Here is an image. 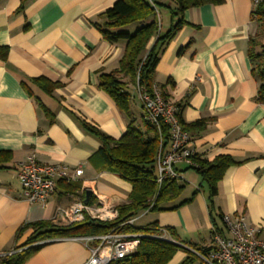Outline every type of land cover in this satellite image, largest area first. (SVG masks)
Returning a JSON list of instances; mask_svg holds the SVG:
<instances>
[{
    "label": "crops",
    "instance_id": "1",
    "mask_svg": "<svg viewBox=\"0 0 264 264\" xmlns=\"http://www.w3.org/2000/svg\"><path fill=\"white\" fill-rule=\"evenodd\" d=\"M115 1L25 0L24 11L17 12L21 0H0V46L9 47L7 60L0 58V151L10 152L0 166V252L29 239L33 228L18 237L25 223L52 222L56 208L82 199L83 190L85 195L92 191L93 204L103 201L118 207L129 202L132 184L99 169L95 153L101 142L81 123L85 119L113 138L121 137L132 119L145 130L144 111L131 82V117L99 87L98 71L118 68L126 43L104 39L90 21ZM252 10L253 0H225L186 10L190 24L167 44L156 68V82L182 109L184 120L207 119L205 127L189 133L196 153L208 160L229 154L240 162L230 166L218 183L214 217L205 182L182 198L187 185L181 181L185 188L176 202L193 196L191 201L172 210L141 211L134 217L135 225L150 214L148 224L158 221L162 227H174L183 241L211 248L213 218L224 226L217 213H239L260 226L264 238V103L257 100L260 80L248 52L249 38L259 33ZM190 40L191 46L179 54ZM39 76L63 85L49 95L30 81V90L21 82ZM39 101L54 112V123ZM31 154L41 162L81 165L83 174L75 181L82 189L70 192L68 182L58 179L46 204L29 202L22 193L18 168ZM179 169L182 180L190 182L187 174L194 169L184 165ZM39 241L21 248L29 253L23 264H82L90 256L86 244L75 237L35 244ZM185 256L178 250L167 264H179Z\"/></svg>",
    "mask_w": 264,
    "mask_h": 264
},
{
    "label": "trees",
    "instance_id": "2",
    "mask_svg": "<svg viewBox=\"0 0 264 264\" xmlns=\"http://www.w3.org/2000/svg\"><path fill=\"white\" fill-rule=\"evenodd\" d=\"M166 1L116 0L110 7L99 13L96 20L90 21L101 32L104 39L111 42L124 41L126 43L118 68L110 72L101 69L98 74L99 87L114 100L121 111L130 117L132 116V93L129 91L128 82L134 83L135 86L139 84L152 95L158 90L165 101H170V94L156 82V68L167 44L185 25L190 24L184 17L186 10L205 4H221L225 0H171L175 3L174 7ZM161 6L171 7L172 22L166 30H163L157 13V10L160 12ZM24 9L25 0H21L17 12H22ZM252 17L256 21L264 20L262 4L258 5L256 9L253 8ZM262 23L264 25L263 21ZM27 27L28 25L25 26V29ZM132 28L135 29L133 32L131 31ZM262 33L264 34V31ZM258 37L259 33L249 38L248 52L254 64L253 73L260 80L257 100L264 103V58L261 54L255 53ZM151 41L153 42L150 45ZM192 42L193 40H190L186 45L180 47L178 53L186 52ZM8 51V46H0V58L4 61L7 60ZM125 77H129V80H126ZM27 81L32 82L41 91L49 95H52L55 89L63 85L62 82L51 80L45 76L28 78V80L22 79V84L29 90ZM169 83L172 87L174 86L173 80L169 79ZM39 105L49 118L50 123H54V112L41 101H39ZM177 117L183 129L189 133L205 127L207 123V119L186 122L182 116L181 108H178ZM81 123L88 132L96 136L101 142L100 149L95 153V157L99 160V169L111 171L132 184L129 202L119 205L117 207L118 216L110 221L87 216L80 223L65 226H55L46 220L25 223L19 228L18 237L29 228L34 229L33 234L24 244L15 247V252L0 256V264H23L29 257V253L24 252L21 248L39 240L99 235L108 233L112 229L138 233L141 234V237L136 251L129 258L113 261L110 264H167L178 250L186 252L185 258L179 264H195L204 261L203 257L208 256L211 248L183 241L174 227H162L158 221L142 227L125 223L150 206V211L153 212L172 210L193 199L192 196L190 199L176 202L185 188L183 183L176 180H166L159 189L156 182V155L161 140L164 147L169 146L171 136L169 124L163 123L158 128L143 116L142 125L145 130H141L136 125L135 120L132 119L125 133L119 138H113L85 119H81ZM7 154L10 152L0 151L1 167H4L3 163L8 160ZM195 160L198 166H188L187 169H194L201 176L202 182L206 183L210 210L214 217V197L218 193V183L230 166L240 162L229 154L218 155L213 160L197 155ZM67 187L70 192L82 189L79 181L68 182ZM85 196L83 190L81 198L85 200ZM91 202L92 197L88 203ZM224 215L217 213L222 221ZM213 223L216 230L225 233V225H219L215 218H213Z\"/></svg>",
    "mask_w": 264,
    "mask_h": 264
},
{
    "label": "built area",
    "instance_id": "3",
    "mask_svg": "<svg viewBox=\"0 0 264 264\" xmlns=\"http://www.w3.org/2000/svg\"><path fill=\"white\" fill-rule=\"evenodd\" d=\"M262 4L264 0H253V8ZM161 23V14L157 10ZM139 99L146 120L158 128L163 123L169 124L171 136L169 146L164 147L161 140L155 161V175L160 189L166 180L181 182L182 176L179 165L198 166L195 157L198 155L191 145L189 132L183 129L178 120V106L165 101L158 90L152 95L139 84L136 85ZM83 174L81 165L71 167L63 163H47L38 160L35 154L27 156L18 168V178L22 193L29 202L46 204L56 192L57 180L75 181ZM151 206L144 210L146 213ZM116 206H110L103 201L93 204L77 199L66 206H58L52 217L55 225L80 223L87 216L110 221L118 216ZM135 218L125 223L134 225ZM223 222L227 233H222L214 227L213 246L207 257L203 259L208 264H264V238L261 237L262 228L249 223L243 214H225ZM141 234L128 233L112 229L108 233L99 235H82L75 238L83 241L90 250V256L82 264H110L113 261L129 258L140 243ZM51 241L46 239L35 244ZM0 252V256L11 254Z\"/></svg>",
    "mask_w": 264,
    "mask_h": 264
},
{
    "label": "rangeland",
    "instance_id": "4",
    "mask_svg": "<svg viewBox=\"0 0 264 264\" xmlns=\"http://www.w3.org/2000/svg\"><path fill=\"white\" fill-rule=\"evenodd\" d=\"M166 2H169L170 3L169 5L172 7L175 6V3L173 1L171 2V0H167ZM160 12H161V20H162L161 23L163 25V30H166L168 27H170L169 25L171 23V7L161 6ZM262 21L264 22V20L262 19L261 21L255 20L256 27L258 28V31H259V37L257 38L258 39L257 44L255 45V53L261 54L262 57L264 58V34L262 33L264 31V25ZM134 30H135L134 28L131 29L132 32ZM130 89L133 95L138 98V91L134 83L131 84ZM187 176L189 177L190 182L181 180L183 183L187 185L186 190L182 194V198L191 194V190L202 182L201 176L194 170H191L190 172H188ZM204 185L206 187V183H204ZM149 217H151L150 214L139 218L136 221V225L141 226V227L147 225Z\"/></svg>",
    "mask_w": 264,
    "mask_h": 264
},
{
    "label": "water",
    "instance_id": "5",
    "mask_svg": "<svg viewBox=\"0 0 264 264\" xmlns=\"http://www.w3.org/2000/svg\"><path fill=\"white\" fill-rule=\"evenodd\" d=\"M91 197H92V191L91 190H86L85 202H89Z\"/></svg>",
    "mask_w": 264,
    "mask_h": 264
},
{
    "label": "bare ground",
    "instance_id": "6",
    "mask_svg": "<svg viewBox=\"0 0 264 264\" xmlns=\"http://www.w3.org/2000/svg\"><path fill=\"white\" fill-rule=\"evenodd\" d=\"M138 91V90H137ZM150 93V92H149ZM195 149V148H194ZM80 178V177H79ZM72 182V181H71ZM213 233V232H212Z\"/></svg>",
    "mask_w": 264,
    "mask_h": 264
}]
</instances>
